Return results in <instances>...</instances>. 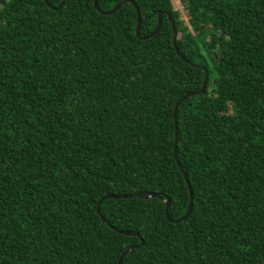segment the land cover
<instances>
[{"label": "trees", "instance_id": "obj_1", "mask_svg": "<svg viewBox=\"0 0 264 264\" xmlns=\"http://www.w3.org/2000/svg\"><path fill=\"white\" fill-rule=\"evenodd\" d=\"M0 0V264H264V0ZM178 107L180 172L174 158ZM183 15V16H182ZM193 192L191 216L183 218ZM159 195L150 200L108 195Z\"/></svg>", "mask_w": 264, "mask_h": 264}, {"label": "water", "instance_id": "obj_2", "mask_svg": "<svg viewBox=\"0 0 264 264\" xmlns=\"http://www.w3.org/2000/svg\"><path fill=\"white\" fill-rule=\"evenodd\" d=\"M44 1H45V3L49 7H52L50 5V3H49L48 0H44ZM66 1L67 0H62L60 6L58 8H53V9L54 10L61 9ZM127 2L132 3L136 7V10H137V14H138L137 25H136V35H137V37L140 40H144V41L150 40V39L154 38L160 32V30L162 28V25H163V16L165 15L166 12H160L159 13V15H158V25H157L156 29L151 34L144 36V35L141 34L142 18H141L140 10H139L138 6L136 5V3L134 1H132V0H123V1L119 2L114 8H112L110 10H106V11H100L99 10V1L98 0H94V6L103 15L109 16V15H113L114 13H116L117 11H119L122 8V6L125 3H127ZM168 16L170 18L171 25H172V28H173V33H174V35H173V44H174V47H175L176 52L178 53V55L181 57V59L183 61H185L186 63H188V64L192 65L193 67H195V69H201V70L205 71V79H204V82H203V85H202L201 90L199 92H196V93H193V94H189L187 96H183L182 98H180L177 101V103L175 105V109H174V123H175V148H174V158H175V161L178 164V167L180 169V172L183 174L184 178L186 180H188V177L186 176V174H185V172H184V170H183V168H182V166H181V164L179 162V156H178L179 127H178V121H177V112H178V107H179V105L182 102L184 103L188 99H191L193 97L202 96V95H204L206 93L207 87H208V81H209V73H208V71L205 70V68H203L201 66H198L197 64L188 61L184 56H182L180 54L179 49H178V46H177L178 31L175 28V24H174V21L171 18V13L170 12L168 13ZM187 184H188V187H189V192H190V195H191V199H190V203L188 205L187 213H186V215L183 218H179V219H172V218H170L169 209L171 207V202H170V200H166V204H167L166 218H168V220L170 222H172V223H181V222L187 220L191 216V214H192V211H193V192H192V189H191L190 184H189L188 181H187ZM159 197H160L159 195L151 194L149 192H147V193H140V194H134V195H124V196L108 195V196H105L104 198H102L99 201L98 208H97V213L106 222V224H108L109 226H112L116 231H118V232H120L122 234H127V235H133V236H136V237H140V234H138V233H134L133 231L124 230V229H120V228H118L116 226H113L109 222V220L107 218H105L101 214V206H102V203L106 199H134V198H140V199L150 200V199L159 198ZM143 245H144V241L141 238V244L140 245H138V246H128L122 252V254H121V256H120L119 261H118L117 264H122L124 257H126L135 248H139V247H141Z\"/></svg>", "mask_w": 264, "mask_h": 264}, {"label": "built area", "instance_id": "obj_3", "mask_svg": "<svg viewBox=\"0 0 264 264\" xmlns=\"http://www.w3.org/2000/svg\"><path fill=\"white\" fill-rule=\"evenodd\" d=\"M173 1V5H174V9L176 10V11H180L182 14H183V12H184V8H183V6L181 5V9L179 8V7H176V5H175V0H172ZM178 2L180 3V0H178ZM181 4V3H180Z\"/></svg>", "mask_w": 264, "mask_h": 264}, {"label": "rangeland", "instance_id": "obj_4", "mask_svg": "<svg viewBox=\"0 0 264 264\" xmlns=\"http://www.w3.org/2000/svg\"><path fill=\"white\" fill-rule=\"evenodd\" d=\"M180 3H181V1H180ZM179 2H178V0H175V5H176V7H179L180 9H181V5H182V3L180 4ZM183 6V5H182ZM183 15H184V12H183ZM182 15V16H183Z\"/></svg>", "mask_w": 264, "mask_h": 264}]
</instances>
